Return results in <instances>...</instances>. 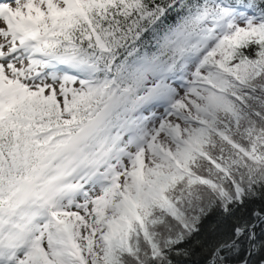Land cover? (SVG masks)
I'll return each instance as SVG.
<instances>
[{"label":"snow or ice","instance_id":"obj_1","mask_svg":"<svg viewBox=\"0 0 264 264\" xmlns=\"http://www.w3.org/2000/svg\"><path fill=\"white\" fill-rule=\"evenodd\" d=\"M0 264H264V0H0Z\"/></svg>","mask_w":264,"mask_h":264}]
</instances>
